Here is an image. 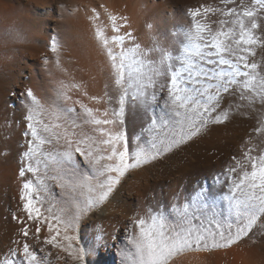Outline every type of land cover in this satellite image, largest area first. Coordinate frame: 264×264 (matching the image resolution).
I'll return each instance as SVG.
<instances>
[{"label":"snow or ice","instance_id":"1","mask_svg":"<svg viewBox=\"0 0 264 264\" xmlns=\"http://www.w3.org/2000/svg\"><path fill=\"white\" fill-rule=\"evenodd\" d=\"M222 3L231 7L205 5L203 12L199 9L189 11L193 26L185 33L186 44L178 55L158 43L150 50L136 43L126 48L125 39L130 40L132 33L120 35L118 18L111 16L112 31L117 33L111 37V42L119 49V52L111 48L107 51L117 91L118 107L112 111L105 109L103 113L94 114V110L80 100L72 101L79 106L78 113L72 106L57 110L37 99L31 89L26 90L25 96L31 104L26 106L25 120L32 140L24 155L29 160L35 159L37 165L42 164L43 172L32 164L21 167V178L28 172L36 180L35 183L26 180L22 184L20 199L27 220L37 222L35 238L38 242L41 225H46L49 235L42 243L66 253L75 264H85L86 257L97 254L101 247L107 245L109 237L103 229H98L95 246H79L81 241L75 233L82 219L94 207L108 200L120 178L130 169L155 160L164 152H171L196 137L207 125L227 120L230 109L226 111L222 105L229 97L238 98L239 102L234 105L237 112L250 115L258 112L259 123L264 126V64L250 60L256 55L257 48H264V0H222ZM217 13L230 19L212 21L211 15ZM200 17H205V22L201 23ZM213 23L218 28H213ZM96 36L102 38L103 32L98 30ZM102 43L107 48L109 40L104 38ZM50 50L52 53L58 51L55 38L51 39ZM172 61L178 66H174ZM165 74L168 82L159 84V90L167 92V107L171 115L167 120L159 118V124L157 119H153L148 131L152 132L158 126L168 127L171 135L166 132L159 144L152 143L153 151L137 146L130 157L124 132L120 127L107 126L124 124L129 98L134 106L147 114L157 99L158 77ZM77 87L76 84L61 82L58 95L65 102L71 101L68 93ZM44 116L51 117L52 122L38 119ZM37 125H40L39 129ZM84 125L94 126L91 131L96 135L85 131ZM257 131H264V128ZM40 132L46 135L41 136ZM53 143L59 146L55 152L45 154L40 151L44 145ZM257 150L260 154L253 155ZM242 155L244 160H237L236 165L229 169V173L242 172L238 179L229 177L233 196L227 199L231 201L235 216L234 230L233 224L227 225V232L220 228L192 227L187 206L176 205L174 211L189 226L178 230L169 228L163 213L151 216V223L144 219L133 220L138 232L133 234L129 230L127 240L134 252H129L126 258L132 264H170L174 257L186 251L227 248L248 237L258 223L264 226V142L248 147ZM81 160L83 165L93 169L92 175L86 174ZM101 161L108 163L102 164ZM49 181L61 190L64 199L59 206L51 204L45 215L39 205L55 199ZM216 183L223 181L218 178ZM85 190L88 195H85ZM237 192L239 196H235ZM206 198L207 193L201 190L193 201ZM13 219L19 217L14 216ZM20 223L24 225L23 220ZM20 233L27 239L30 228L24 225ZM39 251L43 256H38L25 242L20 248L10 249L8 256L0 257V264H51L52 253L43 247ZM18 255L22 258L17 259ZM56 259L62 257L57 256Z\"/></svg>","mask_w":264,"mask_h":264},{"label":"rangeland","instance_id":"2","mask_svg":"<svg viewBox=\"0 0 264 264\" xmlns=\"http://www.w3.org/2000/svg\"><path fill=\"white\" fill-rule=\"evenodd\" d=\"M69 1L72 4V0H0V242L2 246L3 243H6L9 246L8 250L20 248L22 243L27 242L38 256H43V253L39 251L43 247L46 251L52 253L50 257L51 264H75V262L66 253L42 243L43 239L49 235L46 232L45 225H41L42 232L38 242L35 238L37 222L28 221L26 213L23 211V202L20 199L22 184L26 180H32L35 183L36 177L25 172V177L21 178L19 175L21 167L26 168L29 164H32L34 167H39L41 173L43 172L42 164L37 165L35 159L29 160L24 155L32 140L25 120L26 106L31 104V101L25 96V92L31 89L37 99L46 105L57 108V110L72 106L77 113L80 112L79 106L72 103L76 100H80L81 103L92 108L94 114L97 115L103 113L105 109L112 111L118 107L116 102L117 91L114 83L115 76L111 68L112 61L108 56L106 62L109 64L107 63L108 66L105 69L108 68L109 71L104 69V72H99L98 75H100H97L96 80L91 71L84 70V67V73H79V76L78 74L77 76L72 74L73 72L68 73L67 66H63L66 64L61 63L63 60L59 61L64 58L61 56V50L63 51L62 55H66L65 52H67L62 49L64 41L61 34L56 37L58 41L57 53H52L50 50L51 40L48 42L42 40L47 45L44 44L43 49L40 51L31 49L32 42L29 41V36L32 30L29 29V24H35L34 18L39 16L38 14H45L47 11H50L53 18H55V24L61 22L62 17L58 14L61 8L65 9L67 7L68 12L71 11L70 8L73 10V6L71 7ZM111 1L113 5L116 4V10L119 12L116 11L117 20L120 21L117 24L122 25L121 30L123 29L120 31V35H126L130 32L131 25L129 24V27L126 19L129 18V14H134L136 22H133L132 25L134 27L131 30V39H125L126 48L132 47L134 43H140L139 45L142 48L150 50L153 45L158 43L176 55L186 44L185 33L193 26L192 19L188 15L190 10L199 9L203 12L205 5L214 8L231 7V5H224L222 0ZM42 2L50 4V10L41 9L42 5L39 3ZM124 3L125 5H123ZM34 4L37 6H34ZM126 11L129 14H127L128 12L125 13ZM123 13L127 14L126 17ZM122 19L127 22V25L123 23ZM198 19L203 23L206 18L200 17ZM210 19L215 21L230 19V17L220 16L217 13L212 14ZM212 27L218 28V25L213 23ZM114 35H117V33H114ZM109 44L111 48L113 47L114 52H119V49L112 42ZM256 55L255 58H250L256 59V61L259 60L258 62L264 64V48H257ZM55 57L60 59L55 61ZM45 60L47 63H45ZM172 63L174 66H178L175 61H172ZM78 64L80 65L78 62L73 63V67L80 70ZM92 66L96 68L97 64L92 63ZM90 79H92V82L89 81ZM158 81L157 99L147 114L142 109L134 106L129 98V102L126 103L125 107L124 124L122 126H107L110 128L120 127L124 132L130 157L131 153L137 150V146L145 151H153L152 143L159 144V140L166 132L171 135L168 127L161 128L158 126L152 132L148 131L153 119H157L159 124V118L164 117L167 120L171 115L167 107V92L166 90L163 92L159 90V84H167L168 75L158 77ZM61 82L66 85H78L77 88H72L68 93L71 101L65 102L59 97L58 92ZM238 102L236 96L229 97L223 102L222 107L226 111L230 109L227 120L207 125L196 137L173 148L171 152H164L162 155L157 156L155 160L141 164L139 168L130 169L125 176L120 178L121 185H125L130 179L137 180V175L133 176L136 171L140 180H137L135 184H140V194L135 193L133 196L135 199H140L139 196L143 197L144 203L141 206L143 209L140 206L136 207L134 202L133 212L114 217L113 222L115 224L108 223L107 229L109 231L107 235L111 239L107 242L104 250L108 253L109 258L106 257L102 264H121L116 256L119 249H124L123 253L134 251L133 246L128 243L127 236L129 230L132 233L135 228L133 220L136 216H145L148 219L147 223H151V216H159L163 213L166 225L169 228L178 230L180 227H188L189 225L184 224L181 217L174 211L176 205L187 206L192 227L213 230L220 228L227 232V225L233 224L234 230L235 216L230 206L231 201L227 199L229 196H233L229 177L238 179L242 172L238 170L237 173H229V169L236 165L237 160H244L242 154L248 147L264 142V131H257L258 128H264L257 118L259 113L256 112L250 115L247 112H237L234 105ZM38 119L52 122L51 117L48 116L38 117ZM77 122L82 123V121ZM92 127L94 126L84 125V130L95 136L96 133L91 131ZM37 128L39 129L40 125H37ZM76 131L79 132L80 130L77 129ZM39 134L41 136L46 135L43 132ZM58 147L54 143L53 145L46 144L40 151L47 154L48 151L55 152ZM259 154V150L253 152V155ZM38 158L42 159V157ZM140 168L142 171L139 170ZM218 178L223 183L217 184L216 180ZM48 183L55 199L51 203L45 201V203L39 205L45 215L47 214L45 210L51 204L54 203L59 206V202L64 199L61 190L55 186V183L51 181ZM201 190L207 193V198L194 202L193 197ZM239 195V192L235 194V196ZM139 209L140 211H138ZM55 210L53 209V211ZM14 216L19 217V219H13ZM102 218L106 219L105 216ZM20 220H23L24 225L30 228L27 239L20 233L21 228L24 226L20 223ZM97 222L98 220L93 223L97 224ZM95 226L97 225H94L92 230L97 234L96 230L102 227ZM79 231L78 228L75 233L78 237L80 235ZM2 236L6 238L4 239ZM14 241L19 243H14ZM1 245L0 257H2L3 250ZM8 255L9 251L7 252ZM98 255H102L100 250ZM57 256L62 257V259H56ZM178 256L179 261L176 262H180L179 264L186 263H184V261H187V259L185 260L186 256L189 258L186 264H264V226L258 223L248 237L227 248L186 251ZM178 256L174 258L177 259ZM16 258L21 259L22 257L18 255ZM175 260L171 264H177Z\"/></svg>","mask_w":264,"mask_h":264},{"label":"bare ground","instance_id":"3","mask_svg":"<svg viewBox=\"0 0 264 264\" xmlns=\"http://www.w3.org/2000/svg\"><path fill=\"white\" fill-rule=\"evenodd\" d=\"M116 2L118 3V1H116ZM45 3H43V2L39 3V4L42 5V6L39 5V6L42 7L41 9L50 10V6L51 5L50 4L48 5V4H45ZM37 4H38V1H37ZM70 4H71V2H70ZM72 4H71V7L73 6V10H72V8H70L71 9V11L69 10L70 12L67 11L68 10L67 7H65V9L61 8V10L59 11L58 14H60V16L62 17V21L59 22V23L55 24V21H54L55 18H53V16H52L50 11H47L45 14H38L39 16H36L34 18L35 24L34 23H33V25L29 24L30 25L29 29L32 30V31H31V34L28 33V34H30V36L28 35L29 38H30L29 41L32 42L31 49H34V51H38V50L40 51L41 49H43L44 44H46V42L44 43V42H42V40L43 41L45 40V41L48 42L52 38L56 39L57 35L59 36V34H61L62 38H63V41H64V45H63L64 47H62V49L67 51L68 55H67V52H65L66 55H62L63 51L60 49L61 50V56L64 57V58L60 59L59 57H61V56L58 55L59 57H55V61H58L59 59H60L59 61L63 60L61 63H65L66 64V65H63V66H67L68 73L69 72H73L72 74H74V75L76 74V76L78 74V76H79V73H84L83 72V67H84V70L87 71V69H88L89 72L91 71L92 75L96 78L98 73L99 72H104L103 70L109 64L108 62H106V59H108L107 58V56H108L107 51H108V48H111V45L108 44V46L106 48L104 46V44L102 43V40L104 38H107L109 40V43H110L111 42V37L114 35V32L112 31V21H111L110 17L111 16H117L116 15V11H117L116 10V4L113 5V2L111 0H72ZM123 5H125V3ZM130 5H132V4H130ZM34 6H37V5L34 4ZM132 7H130V8H132ZM128 8H129V6H128ZM128 11H126L125 13H127ZM130 12H131V10H130ZM117 13H119V12L117 11ZM35 14H36V12H35ZM127 14H129V12ZM126 15L124 17H126ZM129 15H130L129 18H127L126 21H128V25L129 24L131 25V28H130V32H131L132 28L134 27V26L132 27V25L134 24L133 22H136V21L134 20V14L133 13H131ZM123 20L124 19H122V21ZM117 22H120V21L117 20ZM123 23L125 25H127V22L123 21ZM121 24H122V22H121ZM130 25H129V27H130ZM127 29H128V27H127ZM98 30L103 32V37L100 38V39H98L97 36H96V32ZM31 42H30V44H31ZM111 49H113V47ZM58 54H60V53H58ZM256 56H258V55H256ZM260 56H261V54H260ZM260 56H259V58H260ZM68 58H69V60H68ZM260 60H262V59H260ZM77 62L80 63V65L78 64L79 65L78 67H79V69L81 71L78 70L76 67H73V63H77ZM92 63L93 64H97L96 68L92 66ZM107 70L109 71L108 68H107ZM91 80L92 79H90L89 81L92 82ZM96 80H97V78H96ZM78 82H79V80H78ZM92 97H93V95H92ZM6 118H7V116H6ZM104 163H108V162H106V161L102 162V164H104ZM83 166L85 168L86 174L92 175L93 169L88 168L87 165H83ZM137 168H139V167H137ZM139 170L142 171L141 168ZM109 175H113L114 176L115 174H109ZM134 175H137V180H140L138 178V174H136V171L133 173V176ZM137 180L136 179H134V180L130 179V181H128L125 185H121L120 183L118 185H116V187L114 188L112 194H110L108 200H106L103 204H100L98 207H94L87 214V216H85L82 219V222H81L80 226L78 227L79 230H80L79 231L80 235H79L78 238L81 241V245H79V246H95L96 233H94V230H92L94 225L102 227L101 229L104 230L105 235L108 237L107 232L109 230L107 229V226H108V223L115 224L113 222L114 217H116L118 215L119 216H123V214H127L129 212H133V210H134V202H135L136 207L143 206L142 205V203H144L143 202L144 201L143 197L139 196L138 198H140V199H135V197L133 196V195H135V193L140 194V184L138 182H137L138 185L135 184V182ZM126 181H127V179H126ZM97 192H99V189H97ZM137 194H136V196H137ZM85 195H88L86 190H85ZM138 211H140V209ZM141 211H143V210H141ZM103 216H105V218H106L105 220L102 218ZM138 219H144L146 222L148 221V219L145 216L144 217H140V216L134 217V220H138ZM96 220H98L97 224L93 223ZM97 226H95V227H97ZM45 227H46V225H45ZM136 232H138V229L134 228L132 233L135 234ZM3 238L5 239L6 237H3ZM109 239H111V238H109ZM109 239L107 240V242L110 241ZM2 242H3V240H2ZM0 245H1V242H0ZM2 247H3V250H2V253H1L2 257L7 256V252L9 251L8 250L9 246H7L6 243L5 244L3 243ZM104 249H105V247H101L99 249L101 251L102 255H98V253H97V254H95L93 256L86 257L85 264H102L104 262V260L106 259V257H108V255H107L108 253ZM123 250L124 249H119L116 252V254H117L116 256H117L119 262L121 264H132V261L126 258L127 255H121ZM127 253L128 252H126V251L124 252V254H127ZM182 256L184 257L185 255H182ZM178 258H179V256L177 257V259L173 258V260L171 262H174L175 259H176L175 260V262H176L178 260ZM180 259H182V258H180ZM186 259H187V261H184V263L185 262L187 263L189 258L186 256L185 260ZM171 262H170V264H171ZM182 262H183V260H182ZM179 263L180 262H178L177 264H179Z\"/></svg>","mask_w":264,"mask_h":264}]
</instances>
